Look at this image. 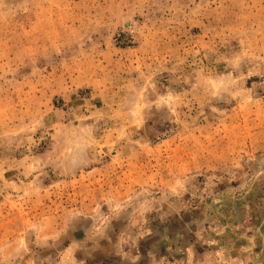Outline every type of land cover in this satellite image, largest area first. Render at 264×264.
I'll use <instances>...</instances> for the list:
<instances>
[{"label":"rangeland","instance_id":"1","mask_svg":"<svg viewBox=\"0 0 264 264\" xmlns=\"http://www.w3.org/2000/svg\"><path fill=\"white\" fill-rule=\"evenodd\" d=\"M0 264H264V0H0Z\"/></svg>","mask_w":264,"mask_h":264}]
</instances>
